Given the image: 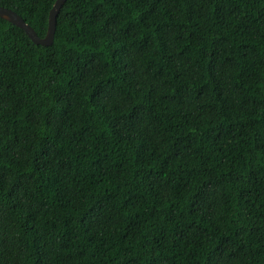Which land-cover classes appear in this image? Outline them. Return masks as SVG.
<instances>
[{"label": "trees", "instance_id": "trees-1", "mask_svg": "<svg viewBox=\"0 0 264 264\" xmlns=\"http://www.w3.org/2000/svg\"><path fill=\"white\" fill-rule=\"evenodd\" d=\"M0 264H264V0L0 18Z\"/></svg>", "mask_w": 264, "mask_h": 264}, {"label": "water", "instance_id": "water-1", "mask_svg": "<svg viewBox=\"0 0 264 264\" xmlns=\"http://www.w3.org/2000/svg\"><path fill=\"white\" fill-rule=\"evenodd\" d=\"M65 1L66 0H55L53 3L48 13L46 33L42 38H39L35 31L11 9L0 6V18L23 30L35 45L50 46L54 40L56 17Z\"/></svg>", "mask_w": 264, "mask_h": 264}]
</instances>
